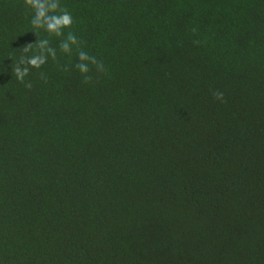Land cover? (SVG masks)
<instances>
[{
  "label": "trees",
  "instance_id": "obj_1",
  "mask_svg": "<svg viewBox=\"0 0 264 264\" xmlns=\"http://www.w3.org/2000/svg\"><path fill=\"white\" fill-rule=\"evenodd\" d=\"M58 2L0 0V264H264V0Z\"/></svg>",
  "mask_w": 264,
  "mask_h": 264
},
{
  "label": "clouds",
  "instance_id": "obj_2",
  "mask_svg": "<svg viewBox=\"0 0 264 264\" xmlns=\"http://www.w3.org/2000/svg\"><path fill=\"white\" fill-rule=\"evenodd\" d=\"M24 5L26 8H30L34 11L35 15L31 21L34 28H44L50 34H55L60 36L62 30L69 28L72 23V16L69 12L64 11L57 13L59 8L58 0H24ZM77 38L71 33L68 35L67 40L61 44V50L69 54L71 52V46L76 45ZM48 45L47 40H41L38 42L39 54L32 55L27 59L26 63L28 67H20L19 65L13 69L15 78L21 82H25V77L29 74L30 68L39 69L42 65L47 62L48 57L55 59L56 52L52 48H46ZM30 46L26 47V50H29ZM78 59L80 63L76 65L79 72L82 75H85V82H88L86 74L89 72V64L94 65L98 72L104 71V65L97 61L95 56H90L85 51H80ZM21 64H24L25 61L21 60ZM25 87L31 88V83H26ZM217 100H223L222 93H215Z\"/></svg>",
  "mask_w": 264,
  "mask_h": 264
}]
</instances>
